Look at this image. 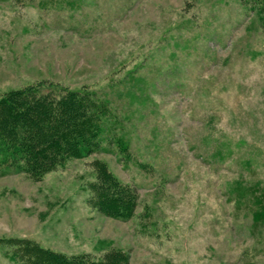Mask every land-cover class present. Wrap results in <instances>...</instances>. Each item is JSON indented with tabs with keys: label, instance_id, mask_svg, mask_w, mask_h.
<instances>
[{
	"label": "rangeland",
	"instance_id": "374dc122",
	"mask_svg": "<svg viewBox=\"0 0 264 264\" xmlns=\"http://www.w3.org/2000/svg\"><path fill=\"white\" fill-rule=\"evenodd\" d=\"M29 84L95 91L130 154L108 139L40 180L1 173L0 264L19 239L264 264V27L243 0H0V95ZM95 159L137 192L129 219L91 204Z\"/></svg>",
	"mask_w": 264,
	"mask_h": 264
},
{
	"label": "trees",
	"instance_id": "16d2710c",
	"mask_svg": "<svg viewBox=\"0 0 264 264\" xmlns=\"http://www.w3.org/2000/svg\"><path fill=\"white\" fill-rule=\"evenodd\" d=\"M243 2L264 27V0ZM112 117L107 100L84 87L29 84L6 91L0 95V174L12 168L40 180L68 159L106 150L102 143L108 139L129 158V143L123 135L116 134L117 122ZM93 163L95 177L87 186L91 204L109 216L129 219L137 205V192L115 177L105 162L95 159ZM24 241L18 240L22 245L12 256L20 264H127L128 261V256L118 249H110L100 257L66 256Z\"/></svg>",
	"mask_w": 264,
	"mask_h": 264
}]
</instances>
